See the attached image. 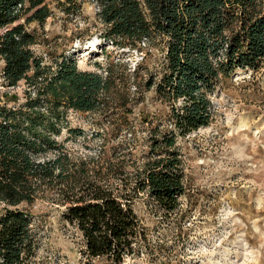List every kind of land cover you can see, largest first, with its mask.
<instances>
[{
    "label": "trees",
    "instance_id": "trees-1",
    "mask_svg": "<svg viewBox=\"0 0 264 264\" xmlns=\"http://www.w3.org/2000/svg\"><path fill=\"white\" fill-rule=\"evenodd\" d=\"M47 1L0 0L5 84L26 85L16 105L0 97V264H30L36 256L32 209L42 199L65 205L63 218L80 233L87 264H126L148 240L140 199L167 217L180 208L186 193L180 141L211 124L221 81L264 67V0H87L97 7L106 40L146 53L145 66L131 71L109 60L106 74L80 69L64 54L45 65L35 54L27 24L51 16ZM62 4L67 14L83 0ZM148 91L157 109L133 117L136 107H148ZM61 108L117 113L118 130L99 133L108 142L76 161L57 138Z\"/></svg>",
    "mask_w": 264,
    "mask_h": 264
},
{
    "label": "rangeland",
    "instance_id": "rangeland-1",
    "mask_svg": "<svg viewBox=\"0 0 264 264\" xmlns=\"http://www.w3.org/2000/svg\"><path fill=\"white\" fill-rule=\"evenodd\" d=\"M64 2L48 0L51 16L42 24H27L36 38L32 49L45 65H54L62 54L74 59L80 69L104 74L109 60L131 71L147 64L143 62L146 53L120 48L103 37L104 25L93 3L83 0L80 9L65 14ZM3 67L0 57V97L13 106L23 100L26 85L22 81L16 87L7 86ZM146 93L148 107H136L135 118L142 108L157 109L152 92ZM212 99L211 124L180 141L186 172L180 208L167 217L140 199L136 208L148 240L126 264H264V67L238 70L223 79ZM61 110L62 131L57 138L76 161L96 156L108 142L103 136H114L112 132L118 130L117 113ZM71 128L84 133L71 134ZM99 133L103 136L98 137ZM4 207L0 202V212ZM64 208L51 199L39 200L33 207L39 248L30 264H87L81 235L64 220ZM90 262L106 264L98 259Z\"/></svg>",
    "mask_w": 264,
    "mask_h": 264
}]
</instances>
